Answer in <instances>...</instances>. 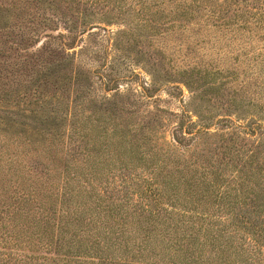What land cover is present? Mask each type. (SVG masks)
<instances>
[{"label":"rangeland","instance_id":"374dc122","mask_svg":"<svg viewBox=\"0 0 264 264\" xmlns=\"http://www.w3.org/2000/svg\"><path fill=\"white\" fill-rule=\"evenodd\" d=\"M0 130L17 158L0 154L3 173L68 179L97 217L144 221L141 234L164 210L264 228V0H0ZM14 182L0 178L3 201ZM171 184L188 214L171 190L158 200ZM254 246L235 264H264Z\"/></svg>","mask_w":264,"mask_h":264},{"label":"trees","instance_id":"16d2710c","mask_svg":"<svg viewBox=\"0 0 264 264\" xmlns=\"http://www.w3.org/2000/svg\"><path fill=\"white\" fill-rule=\"evenodd\" d=\"M70 129L74 134L73 124ZM0 132L8 133L5 130ZM67 139L70 154L65 155L70 157L75 154L76 145L73 137ZM172 141L180 144L175 135ZM1 146L7 147L3 143ZM0 154L8 155L6 163L9 165L17 162L7 149ZM1 156L0 161H3ZM40 160L35 161L40 164ZM172 164L177 174L186 176L189 173L178 170L176 161ZM20 165L24 173L10 169L3 173V166H0V178L10 176L15 181L9 191L1 188L5 195H10L11 201L5 202L0 198V264H235L240 256L237 246L243 254L245 242L259 247L256 256L257 248L254 246L256 258L264 257L260 250L264 245L259 244L260 239H264V228L256 226L250 216L236 213L231 221L226 220L221 225L203 217L180 216L176 220L164 210L166 213L146 222L158 231L141 234L140 227L144 221L97 217L95 210L78 201L83 193L71 187L68 179L60 178L55 186L53 183L44 184V179L37 175L36 166L26 168L24 164ZM201 174L196 184L199 187L207 181V172L202 171ZM21 175L24 180L20 181ZM193 179L196 175H188V181ZM23 181L28 183L24 188ZM176 189L177 186L172 184L171 189L163 188L156 194L158 200L165 198L171 190L168 199L175 205H181L182 214H188L187 210L191 208L186 207L188 202L181 199ZM186 194L190 197L189 192ZM238 223L247 231V240L237 234ZM76 224L89 227L87 233L75 227ZM195 225H199L198 229ZM113 226L119 228L117 232L112 231ZM122 228H131L134 235H125Z\"/></svg>","mask_w":264,"mask_h":264}]
</instances>
